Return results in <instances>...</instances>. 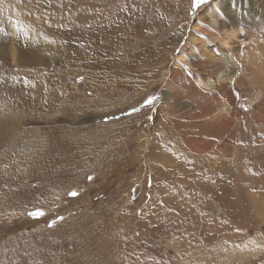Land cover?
I'll return each instance as SVG.
<instances>
[{"label": "rangeland", "instance_id": "obj_1", "mask_svg": "<svg viewBox=\"0 0 264 264\" xmlns=\"http://www.w3.org/2000/svg\"><path fill=\"white\" fill-rule=\"evenodd\" d=\"M213 1L0 0V29L35 33L30 45L49 49L34 66L0 67V264H213L249 243L254 253L219 264H264V220L243 211L233 236L220 203L232 202L223 165L239 158L252 186L264 177V124L243 127L225 157L194 152L200 129L172 109L162 116L175 57L188 55L198 12ZM237 1L250 15L260 0ZM256 12L258 22L235 26L264 42ZM142 14L130 30L126 21Z\"/></svg>", "mask_w": 264, "mask_h": 264}, {"label": "bare ground", "instance_id": "obj_2", "mask_svg": "<svg viewBox=\"0 0 264 264\" xmlns=\"http://www.w3.org/2000/svg\"><path fill=\"white\" fill-rule=\"evenodd\" d=\"M238 5L239 1L237 0H214L199 10L198 18L200 23L194 25V28L199 29L200 36L196 34L197 32H193L182 48L183 50L189 51L188 55L185 56L181 54V51L178 56L175 57L173 70L170 73L171 80L167 82L164 90L162 116L166 117L167 111L171 112L169 109H172L173 113L181 117L180 123L186 122L191 128L197 126L200 129V133L197 130L193 131L194 137L199 138H196L197 140L192 139L193 142L191 145L194 152L223 153L225 157L226 155L230 156V149H234L232 147L235 145L234 143L236 142L235 139L238 133L242 131L245 132L243 127H259V125L263 126L264 124V100L256 102V99L264 96V42L259 41V38H255L249 31L239 29L235 26L239 17L247 19L248 23L258 22L257 17L259 13L256 12L257 9L263 11V14L260 12L262 14L260 19L264 22V0H260L258 6L255 8L253 7L251 9V6L247 7L250 15H242ZM142 17L143 14L137 18L126 21L130 30L133 31L131 27L133 28ZM2 23H4V27L0 29V67L15 64L24 66V63L32 64L35 60L41 61L45 59L49 50L47 46L39 48L41 51H36V47L32 45L33 43L30 45V41L35 42V39H38L36 35H34L35 33H31V35H28L30 33H19L20 29L16 31L17 28H15V26L5 21ZM130 30L129 32H131ZM137 30H139V28ZM173 30L177 31L178 28H173ZM123 32H125V29ZM213 32H215L216 35L215 33L213 34ZM205 34L215 39L216 43L207 47L205 44L206 40L204 39ZM25 35L29 37H25ZM176 36L177 35H175V38ZM23 38L25 40H22ZM119 41L112 40L111 43V47L115 50L117 48L118 52L120 46L116 47L118 46L116 44L117 42L119 43ZM194 45H197L195 49L193 48ZM31 46L33 47L31 48ZM113 49L111 48V50ZM161 49L162 48H158L157 50L154 49L155 54H161ZM124 53L126 52H123V54ZM119 59L121 58L119 57ZM149 60L151 64V59ZM161 61L163 62L162 59ZM154 71L157 70L155 69ZM146 72V75L150 73V71ZM250 99L254 101V105H252L254 107L251 108L246 105V101H250ZM208 136L213 137L215 140H220V143L216 144L213 140L211 144L207 146ZM204 137H208L206 142L203 140L205 139ZM261 161L264 162V154H262ZM240 162L241 160H239V158H235L233 165L226 167L223 165L224 168L222 167L221 170L224 173L225 179L230 180L228 185L225 181L223 182V190L227 193H231V195L229 194L230 197H228V200L232 202L230 204L226 200L227 202L220 201V203L223 204L222 206L228 208L230 212V214H228V219L232 217V219L228 220L227 224L224 225H226L228 232L233 236L241 231L243 225V211L250 214L256 221L264 220V177L257 181V186H252L256 180L250 177L251 175L249 176V174L244 173L245 171L242 168L243 164L241 165ZM0 170L2 172V168H0ZM5 173L6 170L4 171V174ZM222 196L224 198V193ZM221 245L232 246L231 244H224L223 241L219 248H221ZM235 246L236 245L233 246V249L228 248V252L226 249L223 253L222 249L224 247L221 248L222 251L216 252V259H214L215 263L213 264H219V260L220 262L225 259L237 260L238 254L242 258L254 253L253 250H255V246L252 243L244 245L239 252L234 250ZM232 261L233 260H231L229 264L232 263ZM196 264L207 263L201 259L197 261ZM222 264H227V262Z\"/></svg>", "mask_w": 264, "mask_h": 264}, {"label": "snow or ice", "instance_id": "obj_3", "mask_svg": "<svg viewBox=\"0 0 264 264\" xmlns=\"http://www.w3.org/2000/svg\"><path fill=\"white\" fill-rule=\"evenodd\" d=\"M202 2V0H194V4H193V6L195 7V6H198L200 3ZM149 103H151V101H149ZM72 196H76L77 195V193H75V192H72V193H70ZM31 215H37V216H42V215H44V213L43 212H39V213H32Z\"/></svg>", "mask_w": 264, "mask_h": 264}]
</instances>
